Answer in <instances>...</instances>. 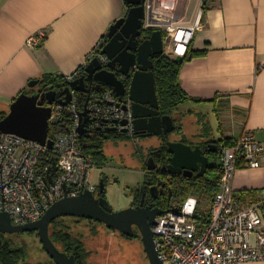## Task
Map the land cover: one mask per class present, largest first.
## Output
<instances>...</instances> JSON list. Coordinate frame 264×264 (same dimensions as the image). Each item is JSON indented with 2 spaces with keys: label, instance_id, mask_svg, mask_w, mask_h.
<instances>
[{
  "label": "built area",
  "instance_id": "2783aa9c",
  "mask_svg": "<svg viewBox=\"0 0 264 264\" xmlns=\"http://www.w3.org/2000/svg\"><path fill=\"white\" fill-rule=\"evenodd\" d=\"M182 1L145 0L143 4L141 30L162 31L164 54L173 59L186 55L194 34L202 28L201 13L193 24L184 23L179 12ZM45 38L46 31L39 30L27 37L25 45L38 48ZM104 44L98 43L87 60L97 57L106 64L107 57L100 53ZM84 68L66 77V83L83 76ZM71 95L67 105L50 106L51 150L15 134H0V213L6 214L14 226L39 221L53 204L64 198L94 193L90 174L96 166L93 157L85 153V137L117 134L135 140L129 101L121 102L108 87L91 92L87 101L81 93L72 91ZM85 104L87 120L85 133L80 137L79 113ZM217 158L218 191L207 212V223L201 226L195 218L199 199L189 195L177 209L168 208V212L157 216L151 226L163 264L264 261V190L260 200L245 205L235 197L232 184L239 168L262 166L264 143L252 134H244L230 144L220 145Z\"/></svg>",
  "mask_w": 264,
  "mask_h": 264
},
{
  "label": "crops",
  "instance_id": "0c3cea01",
  "mask_svg": "<svg viewBox=\"0 0 264 264\" xmlns=\"http://www.w3.org/2000/svg\"><path fill=\"white\" fill-rule=\"evenodd\" d=\"M128 9L124 0H0V115L31 81L65 79L86 67L88 56L98 43L106 44L111 25ZM199 13L202 28L189 48L204 53L180 67L185 100L179 105L182 113L178 107L170 115L175 131L190 146L219 148L244 134L264 143V0H208L184 23L193 24ZM42 29L43 44L27 47V37ZM187 118L196 130H185ZM154 138L157 143L144 148L156 147L161 137L148 141ZM216 174L219 168L206 179ZM232 184L241 203L260 200L264 163L258 169L239 168Z\"/></svg>",
  "mask_w": 264,
  "mask_h": 264
},
{
  "label": "water",
  "instance_id": "95a60500",
  "mask_svg": "<svg viewBox=\"0 0 264 264\" xmlns=\"http://www.w3.org/2000/svg\"><path fill=\"white\" fill-rule=\"evenodd\" d=\"M124 1L129 7L128 12L125 17L111 25L107 42L100 52L107 57L108 62L102 64L97 57L91 59L84 68L83 76L58 86L57 91L52 87L49 91H44L45 85L36 89L41 81H31L28 87L32 92L20 93L10 104L8 113L0 119V134H15L45 145L51 150L53 142L48 139L50 106L53 103L67 105L71 100L72 91L86 95L87 101V96L91 92L100 91L104 87L110 88L121 102H130L133 130L136 136H161L175 130L172 116L160 115L153 72L152 59L164 54L162 31H152L146 39H140L144 32L141 27L145 17L143 6L145 0ZM175 62L181 63L182 58H175ZM122 77L125 79L123 80ZM124 109L128 110V106L125 105ZM86 114L85 104L84 110L79 113L80 137L85 133ZM166 147L171 155L167 166L170 176L181 174L187 176V173L191 174L197 170H200L199 176H203L210 168V159L199 145L190 146L182 142L167 141ZM208 152L217 153L218 149L208 150ZM154 168V166H148V171H153ZM164 185V182L158 184L161 188ZM158 186L152 185L150 191L158 190ZM169 191L171 192V188ZM107 206L106 200L98 202L92 193L85 192L78 197L64 198L56 202L35 223L14 226L6 214L0 213V233L37 231L43 248L55 264H77L73 255L61 254L50 240L48 226L54 219L63 216L84 218L103 223L122 233L129 231L132 233L131 227L135 225L139 229L148 263L163 264L155 247L151 226L157 216L168 212L169 209L153 210L146 216L139 209L128 208L111 212L110 207Z\"/></svg>",
  "mask_w": 264,
  "mask_h": 264
},
{
  "label": "rangeland",
  "instance_id": "374dc122",
  "mask_svg": "<svg viewBox=\"0 0 264 264\" xmlns=\"http://www.w3.org/2000/svg\"><path fill=\"white\" fill-rule=\"evenodd\" d=\"M181 3L179 12L181 16H184V21L190 20L194 13L201 9L203 0H184ZM183 10L184 13L182 14ZM182 109L184 107L180 106L176 111L181 114ZM173 114L175 118H178L177 113ZM184 128L187 132L196 130L191 118L185 119ZM177 134L176 129L174 133L169 134L168 139L170 141L180 139ZM146 139L143 141L135 138L134 141V139L117 134H110L104 138L103 150L106 159L101 165L95 164L96 167L91 171L90 180L92 184L96 185L101 173V169L98 168L105 165L110 169L109 172L112 171L118 176L121 185L119 187L115 186L108 192L107 196L109 202L116 209L126 207L130 200V196H127V194L131 195L133 188L142 183L143 175L136 161V153L146 144L153 145L157 143L156 138L152 141ZM212 161L219 164L218 158ZM126 186L129 187L128 191H123V187ZM179 204H182V202ZM179 204H175L173 209H176ZM209 206L210 204L202 202L198 208L200 211L207 213ZM58 223L63 232L62 236L68 238L66 240L67 246L73 240L84 247L87 254L84 264H149L139 236L130 238L102 224L79 218L65 217L59 219ZM4 241L7 249L21 254V259L17 264H52L36 233L6 235ZM61 245L59 242L58 246L62 248Z\"/></svg>",
  "mask_w": 264,
  "mask_h": 264
},
{
  "label": "flooded vegetation",
  "instance_id": "af4514ba",
  "mask_svg": "<svg viewBox=\"0 0 264 264\" xmlns=\"http://www.w3.org/2000/svg\"><path fill=\"white\" fill-rule=\"evenodd\" d=\"M150 32H142V35L140 37V39H146L149 36ZM154 62V59H152ZM128 81V80H127ZM129 82V81H128ZM43 85H45L44 91H49L50 87H52L53 90L57 91L58 90V86L60 85H56V84H48L45 82H40V84L37 85L36 89L42 87ZM32 91L29 90V93H31ZM160 111V110H159ZM160 115H162L160 113ZM175 132L172 131L169 134ZM169 134L166 135H161V141L159 142V144L154 147V148H150L148 149V147L144 148L142 147L141 149L138 150V152L136 153V161L138 162L140 169L142 171V175H143V180L142 183L139 184L136 188H133V191L131 192V195L127 194V196H130V200L127 204L126 207L121 208V209H116L112 206V204L109 202L108 200V192H110L115 186H120V181L118 176L115 175V173H113L112 171L109 172L110 169H108V167L103 166V167H99L98 169H101V173L99 175L98 178V182L95 185V190L93 193L94 198L99 202L102 200H106V202L108 203V206L111 209V212H118L121 211L123 209H128V208H132V209H139L140 211H142V213L146 216H148V213L153 211V210H166L168 207L173 206L175 204L178 203V197L176 194H173V186L176 185L177 182H180L181 184L183 183H197V182H201L202 180L206 179L208 176H210L211 173H213L216 169L217 164L213 163L212 160H214V156L216 155V153H210L208 152V150H212V149H218V146L214 147L213 145H209V144H200V148L205 152V154L209 157L210 159V168L207 170V172L203 175V176H199V171H193L191 174L187 173V176H184L183 174L181 175H175V176H170L168 175L167 172V166L169 165L168 162V158L171 156L168 151H167V147H166V142L170 141L168 139ZM135 138L137 140L142 139L143 141L147 140L146 138L148 137H144V135H135ZM173 142H183L182 139H178V140H173ZM194 146V145H191ZM148 166L151 167H155L153 171H148ZM160 182H164L165 185L163 188H161L160 186H158V184ZM148 183H150L148 185ZM152 185H156L158 186V190H152L150 191V187ZM169 188H171V192L169 191ZM129 189V187H123V191ZM128 191V190H127ZM127 193V192H126ZM107 206V207H108ZM65 217H69V216H63L60 218H56L54 219L48 226V236L50 238V240L52 241L53 245L55 246V248L61 253V254H66L67 256L73 255L74 253H76V251L71 252L69 249V246H67V242L63 241V237H62V230L60 227V224L58 223L59 219L65 218ZM72 218H78V217H72ZM157 218V217H156ZM155 218V219H156ZM79 219H83V220H87L90 222H95V223H99L102 224L110 229H113L103 223L97 222V221H93V220H88V219H84V218H79ZM115 230V229H113ZM132 233L129 234V232L127 233H122L118 230L120 233H122L123 235L129 236L130 238L132 237H140V232L139 229L133 225L131 227ZM128 231V228H127ZM25 233H36L40 242V238H39V234L37 231H32V232H24V233H16V234H25ZM6 235H14V234H3L0 233V247H2L3 245L5 246V241H4V237ZM59 242L62 244V248L58 246ZM40 244L42 245V243L40 242ZM43 247V246H42ZM44 249V248H43ZM45 251V249H44ZM45 253L47 254V256L50 258V256L48 255V253L45 251ZM75 258V257H74ZM50 260L52 261V264H55V262L53 261L52 258H50Z\"/></svg>",
  "mask_w": 264,
  "mask_h": 264
},
{
  "label": "trees",
  "instance_id": "16d2710c",
  "mask_svg": "<svg viewBox=\"0 0 264 264\" xmlns=\"http://www.w3.org/2000/svg\"><path fill=\"white\" fill-rule=\"evenodd\" d=\"M208 0H203L202 9H204ZM202 51H192L188 48L186 55L182 58L181 63L175 62V59L168 55L162 54L154 57V76L156 92L159 101V110L162 115H171L172 112L179 107V105L185 100V95L180 88L178 77L179 70L183 63L190 61L193 57L203 54ZM41 82L48 84H66L65 79H53L51 77H44ZM29 90L23 92L29 93ZM5 116V114L0 115V119ZM51 134V133H50ZM229 143V141H227ZM83 144L85 148V153L93 157L95 164L101 165L105 161L104 154V138L97 136L85 137L83 139ZM219 166H216L215 172L218 173ZM219 175L209 180L204 179L197 183H183L177 182L173 186V194L178 197V204L183 202L189 195H195L199 199V204L202 202L205 204H211L214 195L218 191ZM180 205V204H179ZM210 207V206H209ZM168 208L173 209V206ZM167 208V209H168ZM178 208V207H177ZM176 208V209H177ZM199 220L200 225H205L208 219V213L200 211L198 208L197 216L195 217ZM63 237V236H62ZM68 240V238L63 237V241ZM69 249L74 253V257L77 264H84L87 254L85 253L84 247L74 242L73 240L69 243ZM21 259V254L17 251L7 249L6 245L0 247V264H17Z\"/></svg>",
  "mask_w": 264,
  "mask_h": 264
}]
</instances>
